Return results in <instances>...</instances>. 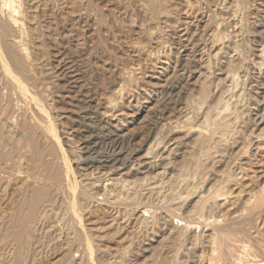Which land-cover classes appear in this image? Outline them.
Listing matches in <instances>:
<instances>
[{"label":"rangeland","instance_id":"rangeland-1","mask_svg":"<svg viewBox=\"0 0 264 264\" xmlns=\"http://www.w3.org/2000/svg\"><path fill=\"white\" fill-rule=\"evenodd\" d=\"M72 1L73 0H51L50 3H48L47 9L44 12H41L39 15L41 17L39 18V22L41 25L40 35L41 37H43L41 38V43L37 45L33 44V46L30 45L31 43L29 44V42L26 44H29L28 52L30 55H32L33 57L32 60L34 61L36 59L34 62L36 63L35 78H37V80L39 79L38 81L43 82L44 85L49 87V90L52 89L50 91V96H51L50 102L52 101L51 102L52 104L50 103L51 104L50 106H52L53 108L49 107V104H47L48 102L45 101L41 93L38 94L39 91L35 89V87L32 85L33 83L28 82V85L29 83H31L29 85V87L31 86L30 92L34 96L37 95L36 100H38V103L41 102L40 104H42L41 105L42 107L43 106L46 107L45 109L48 111L47 112L48 114L46 113L47 119H49L48 115L50 114L49 116L50 119L53 121L52 124L54 126L55 132L60 138L59 141L63 145V148L66 151L65 153H67L66 155L68 158L69 166L73 169L75 177L78 180V184L85 183L88 184L86 185L88 187L89 184H91V182L93 184L103 183L101 185H104L106 183V180H109V178H111L110 171H113L118 167L125 171H133L135 168H138V166L141 165L142 163L144 164V162L147 161L146 157L148 155L150 145H153L155 143L158 144L159 138L160 139L162 138L159 135L160 132L159 130L161 128V125L164 124V121L166 123V121L172 118L173 115L177 117L178 113L184 111L185 107L188 108L189 106H191L190 104H192V107L194 104L196 106L195 108H197L198 106L201 107L202 104L201 103L199 104L197 102L200 98L201 86L205 82L204 79L207 78L206 74L207 75L209 74L211 76L210 79H211L212 88L209 94L210 97L208 96V101H207L208 105L214 101L213 99L215 97L217 98L219 97L221 98V100L224 99V101L228 100L229 98V100H231L230 102L234 104L232 105L230 103L231 107H233L232 112L234 113V117L236 115L235 118L240 119L237 120L235 129L237 131L240 130V133H242V137L249 133L248 134L249 137L248 135H246L247 137L243 138L245 141L243 143L244 144L246 143V145L249 148V149L247 148L248 153L246 152L242 153L243 152L242 150L244 149H240L241 147L239 148V150L241 151L237 150V152L233 153L234 156L232 155L230 157V161H227L228 162L226 163L227 166L225 164L224 167L220 169L223 170L222 171L223 173L220 174H224L226 180L221 181L222 179H219L220 182H222L221 183L222 185L218 184L220 183L219 181L218 182L214 181L215 184L211 182L213 184L212 185L210 183V185H212L211 187L213 190V192L211 191V193L213 194L211 193L210 195L209 193L206 194L207 196L209 195V197L212 195L214 196V192L216 190L218 191L219 189L218 187H220V192H221V186L222 187L224 186L226 191L229 189L227 191L228 195L226 196L228 200L222 198H221L222 200L219 199L215 206L217 207V209H215V207L213 209V211L215 210L216 212L209 213V214L214 213L216 215L215 217L216 218L218 217V220L220 221L224 220L226 217L229 218L231 214H233L235 211H237L240 208V205L242 204L241 202L246 200V197L254 193V191L258 190L261 183L263 184L264 182V138L261 139L259 138L258 139L259 142L258 140L254 141L252 145L250 144L249 141L250 138L252 139L251 136L255 137L257 136V134L263 133V129L261 128L264 127V120L262 124H260L259 126L257 124V127L255 129L253 127H255L256 124L255 125L254 123L251 124V120H249L252 119V115H253L252 105L250 107V104H252L251 99H253L252 82L250 81L252 80V77L250 75L251 72L248 70L247 71L248 75L246 77L243 76L244 74L242 73L240 74V78H241L240 84L242 83V85H240L237 89L233 90L235 91L233 93L234 95L232 94V96H230L229 95L230 93L226 92V90H225V94H223L224 91L221 92L220 91L221 89L218 90V87H216L218 86V83H220L218 80L222 78L221 72L219 70V65H217L218 61L212 57L208 58L207 53H209V51L207 47V42L209 41L210 36L208 37L209 34L206 31H204L205 27H203V25L202 27L200 26V28L202 29L200 30L199 28L198 30L199 32L197 31L198 34L195 35L194 38L195 44L193 42V45L191 47L194 51L191 48H189L191 45H189L188 47L187 44H185L182 41L181 38L182 31L166 29L164 32L165 33L164 35L166 36V41L169 43L168 44L169 46L171 45L170 46L171 49L174 47L173 48L174 56L172 55L173 57L171 59V62H169L170 68L167 77L168 83L166 82V85L168 87L164 91L158 90L157 92L153 93L150 96L149 100H146L144 99L145 97L143 94L144 92H146L147 89H148L147 91H150L151 89L149 88L150 85L147 84L148 82L147 80H149V76L153 71L151 70L153 69V66H151L150 64H148L149 65L148 66L147 63H145L140 58L139 54L134 50H132L133 44H137L136 42H138L136 41L138 39L134 30L135 26L138 24L139 25L145 24V17L140 11V7L145 3V0H84V1L82 0L83 6L81 5L82 6L81 9H78L80 13L77 11L76 14L75 13L73 14L71 10ZM184 1L187 0L173 1L175 2L176 5L175 6L176 10L174 9V12L176 16L180 19V21H183L186 16L189 17V15L185 14L186 9L184 6L185 3L183 4ZM251 1L252 2H249L248 5L250 6V9H253L254 6L257 4L258 0L257 1L251 0ZM79 2H81V0H79ZM221 2H222L221 0L220 1L208 0L207 1L208 5L202 4L205 6L201 7L199 3H198L199 5L197 4V1L189 0V3H192L191 5L193 6V7L191 6L192 8L190 7L191 11L192 12L194 11V13L192 14H195L196 16L198 15L197 17L203 16L204 18L206 15L211 14L210 12L211 8L212 11L217 6L216 4H220ZM251 6L253 7L251 8ZM252 13L253 11H250L249 13L244 11L239 14V16L240 17L242 16L241 18H243L244 21L248 24L246 25L249 28L247 26H243V27L237 26L233 28V30H230V32L231 31L232 33L235 32L233 34H235L237 38L240 56L244 59L248 58L247 61L250 64H255L258 61L256 57L257 50L258 51L261 49L264 50V33H259L258 35L257 34L258 30L256 29V27H252L255 25L256 23L255 21L257 20L255 14ZM192 14L190 16H192ZM211 15H215L216 16L215 18L218 21L221 18H225L223 17L224 15L222 16L220 14L212 13ZM188 19H192V18L189 17ZM221 29L223 31H221ZM220 31H221V35L223 33L224 34L228 33V31L227 32L224 31L223 27H220ZM224 34L222 36H225ZM193 47L196 49V51ZM199 49L202 51H200ZM202 52H205L204 57H202ZM239 61L240 60L238 59L236 63H238ZM137 66L141 69L143 68L142 79L139 80L140 83L138 82L137 86H134L133 90H131V94L129 95V100L127 101V103L124 104V106L121 107V110L117 112L118 114L116 113L115 114L116 116L114 118L112 117L110 120L104 119V116L102 117V114H104L103 113L104 107L102 106L103 105L102 100L107 96H108L107 98H109L112 94H114V92L118 88L121 87V85L123 84L121 79V74L125 69L127 70L130 67H137ZM163 66L166 68V63L163 62L162 64L157 63L155 65V68L163 69L164 68ZM206 66L210 68L208 73L207 71H205ZM219 98L218 100H220ZM129 101L130 103L128 104ZM217 102L215 101L214 103L216 104ZM38 103L36 101L27 102V104H25V108L26 107L29 108L26 110L29 116L32 115V117H36L34 119H37L38 118L37 116L39 115L38 119L40 120L41 114H39L40 112L37 109L38 107H36ZM130 104L133 105V107L131 106L132 108L130 107ZM136 104H138L137 105L138 109L134 108ZM235 106L238 107L235 109ZM190 109L194 111L193 108L190 107ZM28 110H30L32 114H30L31 112ZM35 111L38 112V114ZM17 113L18 112H16V115L19 114ZM262 113L264 114V107L263 109L261 108L260 110L261 116H263ZM33 114L35 115L33 116ZM16 115L15 113L13 114L12 112L9 111L8 114H6V116L4 117L5 119H7L9 116V118L7 120L3 119L1 123L2 129L0 130L4 133L5 135L4 137H7L12 141L11 143L12 147L16 146L20 148L22 146V148L25 149L23 150L25 153L22 150L21 153L22 154L24 153L27 156L22 154L21 155L22 158L23 156H25V158L27 159L26 162L24 161V158L20 160L21 156L19 155V159L18 158L17 159L19 160V162L24 161L23 162L24 164L19 163L20 164L19 165L17 164L18 161H16L15 162L16 164L14 165V162H12L13 163L12 168L16 166L15 170L13 168L12 170L8 171L9 168L2 167V169H4L3 172H5V175L2 172L3 173L2 175H4L5 178V182L8 181L9 183L6 182L2 186V189L0 187V232L4 234L2 235L0 233V238L2 240V241L0 240V264H88L87 260H89L90 257L89 256L90 254H88L89 252L86 251L87 248L86 244L88 243L91 244L90 252H92L91 258L93 264H129V263L130 264L131 263L132 264H175L177 262L178 264L180 263L208 264V261L211 257L210 254H212V249H211L212 244L210 239V233L209 232L205 233L206 230L204 229H202L203 232L200 231L201 233L200 232L199 234L197 233L198 234L197 238L196 235H194L196 239L193 236L192 237L190 236L191 238L184 235L182 236L181 234H178L172 230L163 233L165 237H163V234L161 233V236L166 239L157 238L158 243L160 244L158 243L154 244L153 248L155 250L151 248L150 252L144 255L145 257L136 259L137 256L136 254H138L139 252L138 251L139 249L137 247H139L140 244L143 245V243L145 244L146 242H148V238L152 236L151 234L153 231V223L158 217V215L155 214L153 215L154 218L152 217L151 219L148 220L146 219L147 220L146 221L144 218H142V216H140L142 208L147 206L150 208L151 206L152 207L156 206L158 204V201L156 200V196H150V192L148 190H146L145 188H140L139 186L133 187L130 190V193L128 192L130 195L127 194V196L129 195L128 198H124V200L126 201H128L131 198V200H129L130 203L127 202L129 204V212L125 213V215L118 210H114V211L109 210L107 211L108 213L103 212L100 213L99 215L98 213L96 214L95 212L92 213L93 215H91L92 210L90 209L92 206L91 207L89 205L87 206V204L84 203L81 204L82 206H80L81 207L80 212L83 218V219L81 218L82 226L84 228L87 227L86 230L88 231V232L85 231L84 241H80L79 239H77L80 237L79 235H77V229L76 230L73 229L75 227L70 220L64 218L62 220V217L67 215L66 213L64 214L63 211H61L64 210V206L63 209H61L62 205L60 202H57L59 205L57 203H54L55 205L53 204V206L55 208L51 206L54 209L49 207V209H51L50 211H48L47 213L43 211L46 214V216H44L43 218L42 217L43 214H41V216L39 217H42L43 219L38 217L37 220L32 224L31 230L33 229L34 231L32 230V233L30 232V238H29L30 243L28 241L26 247L24 246V248L20 250L19 253L20 255L18 254L17 255L18 257L16 256L15 259L14 255L16 251L14 250L16 249L14 243H12L10 241L11 239H9L12 231L9 232V230H5V227L7 226V225L5 226V223L7 224L9 217L11 218V216L13 215L18 200L21 197L20 192L16 189L19 187L18 183L21 179L19 176L20 174L21 177H24L27 173L32 174L33 169L31 168H34V171H36L35 169L37 168L36 163H38L40 167L38 168L41 171L37 169L36 171L37 174L36 172H33V175L28 174L27 176L29 175L32 177L34 176V179H36L37 184H42L41 185L42 188L46 183V182L44 183V181L47 182L48 180L51 181L50 180L51 177H48L47 175L48 173L45 174V172L47 171V169L45 170V167L47 166L46 161L41 160V154H40V160L42 161L41 163L42 165H41L39 164L41 162L38 159L39 156H37L36 158V155H38L40 152L37 151L38 153L33 155L34 152L31 149L29 140H27L28 138H26L25 140L26 136H24L25 134H23L24 131L21 127L22 121L20 120V118L18 120V117H20L21 115L17 116L16 119L13 118V116ZM14 120H16V123L18 121L21 122L15 124V122H13ZM18 124L19 126H17ZM195 124H197V122ZM196 126H198V124ZM245 131H247V133ZM252 131L254 133L250 136ZM41 134H42L41 131H38V136H37L38 141L36 142L37 143L36 146L38 147L37 150L46 151L44 150L46 149V145L44 140H41L42 137L40 136ZM180 134L181 133L175 134V136L177 138L178 137L180 138V136H182V134L181 135ZM175 136H173L172 138L176 139ZM245 139H247V141ZM160 141L161 140H159V142ZM21 142L24 144V146L23 144H20ZM25 142L27 146L25 145ZM215 146H216L215 144L212 146L215 151L214 150L212 151L211 156H209L207 160L205 158L204 160H202V162L204 161L203 164L206 165V166L203 165L205 166L204 167L205 170L206 167L210 169V165L211 167L213 166L212 162L217 157V152H216L217 150L215 149ZM27 147H29L30 150ZM9 148L10 147H8V149ZM8 149L5 150L9 151ZM5 150L3 152H5ZM161 151L162 149L160 150V152ZM213 152L215 153V155H212L214 154ZM238 152H241L239 154L240 158L239 155L236 156ZM196 153L199 154L200 152L197 151ZM17 154L19 153L17 152L16 156ZM199 156L200 155L196 157ZM27 160L28 161L33 160V162L29 163L30 161L28 162ZM157 160L158 159L156 158L155 161ZM43 162H45V166ZM208 162L209 163L211 162V164L209 165ZM33 163H35V165ZM32 164L34 165V167H31ZM27 166H30L31 168ZM42 166H44V169ZM21 167L24 168V170ZM18 168L21 170V171L19 170L20 172L18 171ZM26 168H30L29 170L27 169V173L25 170ZM22 170L23 172L25 171L24 174ZM30 170L32 171L30 172ZM43 170H45L44 171L45 175L43 173L41 175V172H43ZM186 172L184 171V174L180 175L181 172L179 171V173L177 172L178 174L177 176H175L176 173L175 175L173 174L175 178L174 182L173 181L171 183L169 182L167 183L168 185L164 184L165 188L170 186L169 188L165 189V191L167 190L166 193H170L172 190V192L176 193L175 195L177 196L180 195L184 197V199L187 196L190 197V193L193 192L195 189H198L200 192L204 190L207 193V191L204 188H202V185L200 184L196 185L199 182L192 183L195 180L191 181V183L189 182L190 185L187 182L186 183L188 185L184 184L185 182L183 181H185L184 179H186L184 177V175L186 176ZM22 174L24 176H22ZM34 174H36L37 176ZM85 174L87 176L88 175L90 176V177L88 176L89 179L88 177L85 176ZM0 176H1V171H0ZM37 177H39L40 179ZM45 178H49V179H45ZM138 178L139 181L144 179V178L142 179L141 176L134 177L135 180L133 178L132 179L134 181H138ZM132 179L131 181H133ZM39 180L41 182L43 181L44 184L41 183ZM36 182L34 186L37 185ZM164 182H167V178ZM191 184L193 185V188H191L192 187ZM215 185L217 186L215 187L216 189L213 188V186ZM38 186H39L38 189H40V185ZM189 186L190 189L188 188ZM196 186L200 187V189L198 187L196 188ZM109 188H107L108 191L112 190L111 188L110 189ZM34 189H36V186L34 187ZM117 189L119 188L117 187L113 188V192L112 191L110 192L115 195L117 194V192L119 193V190ZM225 190L224 192L226 193ZM204 191H202V193L205 194ZM122 193H120L121 196L123 195ZM135 195H136L135 199H137L138 204H135L137 203L136 200L135 203L133 202ZM70 196L71 194L68 195L69 198L68 197L66 198L70 199ZM71 199H73V197ZM170 200L168 199V201L167 200L166 201L170 202ZM84 205H86V207ZM183 206L184 207H182V209L183 208L184 209L182 211L185 212L186 211L185 204ZM119 212L122 214H120ZM59 214L60 216H62L61 219L58 217ZM68 215L65 216V218H67ZM112 215L115 216L113 217ZM116 216L118 218H116ZM227 218L225 220H227ZM64 220L65 222H63ZM261 222L262 223H259L260 226L257 225V228H255L256 233L259 232L258 235L254 231L253 235H251L252 234L251 232L250 234H247L248 236H245L248 238L250 235L251 238L249 239L244 238L247 240V241L244 240L245 243L247 242V245L252 246L253 250L256 251L258 250L257 252L259 254L256 253V255L258 257L257 260L260 262L264 260V249H263L264 227L261 225V224L264 225V221ZM66 223L70 228L68 227H67L68 229L66 228L67 226ZM7 227L9 228V226ZM94 227H97L99 229ZM1 228L4 229L6 232ZM72 230L73 232L76 231L75 232L76 234L74 236L72 235L73 234V232H71ZM86 233H87V238H86ZM200 234L202 236H200ZM178 235H180L183 238H179ZM71 239L72 241L74 239V241L72 242ZM75 239L79 240V242H77V240ZM159 240L162 241L159 242ZM194 241H197V245H198V249L196 250V252H192L191 249L192 242ZM182 244L184 248H180L181 246L178 247V245H182ZM185 245L188 247H186ZM189 246H191V248ZM183 249H187L186 250L187 252ZM188 249H190L191 251ZM181 251L183 252V254ZM201 255H203L204 257H202ZM249 255L250 254L247 253L245 254L246 257L245 259L243 258V260H247V262L244 261L245 262L244 264L248 263L249 259H251L249 260V264H256L255 262L252 261L253 257ZM14 260L16 262H14ZM261 264H264V261Z\"/></svg>","mask_w":264,"mask_h":264},{"label":"bare ground","instance_id":"bare-ground-1","mask_svg":"<svg viewBox=\"0 0 264 264\" xmlns=\"http://www.w3.org/2000/svg\"><path fill=\"white\" fill-rule=\"evenodd\" d=\"M50 1L51 0H0V129H2L1 123H2L3 119H5L4 117L6 116V114H8L9 111L12 112L13 114L15 113V115H16V112H18L19 114L17 113L18 115L13 116V118L16 119L17 116L21 115L20 117H18V120L20 118V120L22 121V122L21 121L20 122H21V127L24 131L23 134H25L24 136H26L25 140H26V138H28L27 140H29V144L31 146V149L34 152L33 155L40 152L38 155H36V158H37V156H39L38 159L40 160V154H41V160L46 161V164L48 166V167L46 166L47 168L45 167V170L47 169L45 174L48 173L47 174L48 177H51V179H50L51 181H49V180H48V182L44 181V183L45 182L46 183H45L44 187L42 188V186H41L42 184H37L36 179H34V176L33 177L30 175L27 176L28 174H31V173H27V169L29 170L31 167H34L36 162L33 163L34 165L32 164V166L30 165L31 167L27 166L30 168L25 169L26 173H27V174L25 173L26 174L25 176L23 175L25 172V171L23 172L24 168H22L23 166L21 167L23 169L22 170V172H23L22 176H24V177H21V174L19 173L20 174L19 177L21 179L18 183L19 187L16 188L20 192L21 197L18 200L15 211L13 210L14 211L13 215L11 216V218L9 217L7 224L5 223V226L6 225L9 226V228L6 226L5 230H9V232L12 231L10 234L11 236L9 235L10 236L9 239H11L10 241L12 243H14V246L16 249V250H14V251H16L14 258L16 259V256L20 253V250L23 249L24 246L26 247V245L29 241V238H30V232L32 233V230H33V229L31 230L32 224L37 220V218L39 216H41V214H43L42 217L44 218V216H46L45 213H47L48 211L51 210V209H49V207L53 206L54 203L60 202L62 205V208L60 207L61 209H63V206H64V210H61V211H63L64 214L65 213L67 215L69 214L68 215L69 219H68V217L65 218V216H67V215H65V216L63 215L64 217H62L59 214L58 217L60 219L62 217V220H63V218L70 220L74 224L75 228H73V229H75V230L77 229V235H79V237H80L77 239H79L80 241H84L85 240L84 235H85V231H87L86 230L87 227L84 228L82 226V222H81L82 216H81V212H80V210H81L80 206H82L81 204L84 203V204H87V206L88 205L90 207L92 206L90 209V210H92L91 215H93L92 213H95V212H96V214L98 213V215H99L100 213H103V212L105 213L109 210H111V211L112 210L113 211L118 210L125 215V213L129 212V204L128 203H130L129 200H131V198L128 201L124 200V198H128V196L130 195L129 194L130 190L133 187L139 186L140 188H145L146 190H148L150 192V196H156V200L158 201V204L156 206H153V207L151 206V208L148 206L142 208L140 216H142V218H144L145 220L151 219L153 217V215H155V214H157L158 217L155 220V222L153 223V231H152V234L150 233L152 236L150 238H148V242H146L145 244L143 243V245L140 244L139 247H137L139 249L138 250L139 252L137 251L138 254H136L137 255L136 259L145 257L144 255L147 254L148 252H150V249L154 247V244L158 243L157 238L161 239V238L165 237L163 233H165L166 231L172 230L178 234H181L182 236L184 235L187 237H190V236L194 237V235H196V238H197L199 232L202 231V229H204V230H206L205 233L206 232L210 233V239H211V244H212V246H211L212 247L211 248L212 254H210L211 257H210L209 261L207 259L208 264H244L245 263L244 261L247 262V260H243V258L245 259V257H246L245 256L246 253L250 254L251 257H253L252 261L255 262L256 264L263 263L264 260L261 262L257 260L258 257L256 255V253H258L257 252L258 250L257 251L253 250L252 246L247 245V242L245 243V241H244L246 239H244V238H247L245 236H248L247 234H250L251 232H252L251 235H253L254 231L256 233L255 228H257V225L260 226L259 223H262L261 221H264V182H263V184L261 183L258 190L254 191V193L247 196L246 200L243 199L244 201L241 202L242 204L240 205V208L237 211H235L233 214H231V216L229 215L230 216L229 218L226 217L227 220H225L226 219L225 218L224 220L220 221V220H218V217L217 218L215 217L216 215L214 213L209 214L211 212H216L215 210L213 211V209L216 206V203L219 199L220 200L227 199L226 198V196L228 195L227 191L229 190L228 189L226 191L224 186L223 187L221 186V192H220V187H218L219 189L218 188L217 189H218L219 193L216 190L217 192L216 191H215L216 193L214 192V196L212 195L209 197L211 191L213 192L211 186L213 184H215L214 181L220 182L219 179H222L221 181L226 180V177L224 176V174H220V173H223L222 172L223 170H220V169H222L224 167V165L226 163H228L227 161H230V157L233 155V153L237 152V150H239L240 147H241L240 149H244V150H242L243 151L242 153H245V152L248 153V151H247L248 146L246 145V143L245 144L243 143V142H245L243 138L244 137L246 138L247 137L246 135L249 134V133L246 135L243 134L245 136L242 137V133H240V130L237 131L235 129V125L237 124V120H240V119L235 118L236 115L234 117V113L232 112L233 107H231L232 103L230 102L231 100H229V98H228V100L224 101L223 98H225V97L222 98L223 100H221V98H219V97L218 98L220 100H218V98L215 97L213 99L214 101L208 105V102H207L208 96H209V94L211 92V88H212L211 87V79H210L211 76L209 74L208 75L206 74L207 78L204 79L205 82L201 86L200 98L197 102L199 104L200 103L202 104L201 107L198 106L197 108H195L196 106L194 104H193V107H192V104H190L191 106H189V107L187 106L188 108L185 107V110L182 111L181 113H178L177 117L173 115V117L170 118L168 121H166V123L164 121V124L161 125V128L159 130L160 131L159 135L162 137L161 139L159 138V140H161V141L159 142V140L157 139L158 144L152 143L153 145H150V149H149L148 155L146 157L147 161H145L144 164L142 163L141 165L138 166V168H135L133 171H125L119 167L114 169V170L112 169L113 171H110L111 178H109V180L105 179L106 183L104 185H101L103 183L93 184L91 182V184H89V187H90V189H89V187L86 186L88 184H85V183L78 184V180L75 177L74 171L69 166L68 158L66 155L67 153H65L66 151L64 150L63 145L59 141L60 138L58 137L57 133L55 132L54 126L52 124L53 121L50 119V116H49L50 114L48 115L49 119H47L46 113L48 111L45 109L46 107H44V106L42 107L41 106L42 104H40L41 102L38 103V100H36L37 95L34 96L30 92L31 86L29 87V85L31 83H33L32 85L35 87V89H37L39 91L38 94L41 93L43 95L45 101L48 102L47 104H49V107H52V106H50L52 104L51 103L52 101L50 102V100H51L50 91L52 89L49 90V87L44 85L43 82L38 81L39 79L37 80V78H35V76H36V74H35L36 63H34V62L36 59L33 61L32 55H30L28 52V49H29L28 45L30 43H31L30 45H32V46H33V44L37 45V44L41 43V38H43V37H41V35H40L41 34L40 33V26L41 25L39 22V18H41V17L39 15L41 12H44L47 9L48 3H50ZM83 1L81 0V2H79V0H73L71 2V4H72L71 10H72L73 14L74 13L76 14L78 9H81V7L83 6V3H82ZM173 1L172 0H145V3L140 7V11L143 14V16L145 17V24L144 25L138 24L136 26L134 25L135 26V29H134L135 34L137 35V39H138L136 41H138V42H136L137 44H133L132 50L137 52L139 54L140 58L145 63H147V65L150 64L151 66H153V69H151L153 71H152L151 75L149 76V80H147L148 81L147 84L150 85L149 88H151V89H150V91H147L148 90L147 89L146 92H144V94H143L145 97L144 99L149 100L150 96L153 93L157 92L158 90L164 91L168 87L166 85V82L168 83L167 77H168V74H169L168 71L170 68L169 62H171V59L174 56V54H173L174 53L173 52L174 47L171 49L170 48L171 45L170 46L168 45L169 43L166 41V36L164 35L165 30L166 29H172V30L182 31V35H181L182 41L185 44H187L188 47H189V45H191L189 47V48H191L193 45V42H194L195 35L198 34V32H199L198 30H199L200 26L202 27V25H203V27H205L204 31H206L209 34L208 37L210 36V39L207 42V47H208V51H209V53H207L208 58L212 57L218 61L217 65H219V70L221 72L222 78H220L219 80L217 79L220 82V83H218V86H216V87H218V90L221 89L220 90L221 92L224 91L223 94H225V90H226V92L230 93L229 95L232 96V94L235 92L233 90L237 89L240 85H242V83L240 84V81H241L240 80L241 79L240 74L242 73V74H244L243 76L246 77L248 75L247 71L249 70L251 72L250 75L252 77V80H250V81L252 82V89H253L252 98L253 99H251L252 104H250V107L252 105L253 115H252V119H249V120H251V124H253V123H254V125L256 124V126L253 127L255 129L257 127V124L259 126L260 124H262V122L264 120L263 119L264 114L262 113L263 116L260 115V110H261V108L263 109V107H264V70H263V68H264V50H262V49L259 51L257 50L256 57H257L258 61L255 64H250L247 61L248 58L244 59L240 56L237 38H236L235 34H233L235 32L232 33V31L230 32V30H233V28H235L237 26H240V27L241 26L242 27L247 26L248 24L244 21L243 18H241L242 16L241 17L239 16V14L244 12V11H246L248 13L250 11H253L255 16L257 17L256 18L257 20L255 21L256 22L255 25L252 27H256V29L258 30V33H257L258 35H259V33H264V0H258V1L256 0L257 4L255 3L256 5L254 6L253 9H250V6L248 5L249 2H252L251 0H221L222 2L220 4H216L217 6L214 8L215 10L213 9L211 11L212 8L211 9L209 8L211 14L215 13V14H220L222 16L224 15L223 17H225V18H221V19L218 18L219 21L215 18L216 17L215 15H211L208 13H206L208 15H206L205 18L203 16L197 17L198 15L196 16L195 14H192V13H194V11L192 12L190 9V7L192 6L191 5L192 3H189V0L184 1L183 4L185 3L184 4L185 9H186L185 14L189 15V17L192 19H188L189 17L186 16L188 18L185 17L183 21H180V19L176 16V14L174 12V9L176 10V8H175L176 5H175V2H173ZM195 1H197V4L199 3L201 5V7L202 6L204 7L205 5H202V4H207L208 0H195ZM88 4H90V3H88ZM179 4H182V3H179ZM252 7L253 6H251V8ZM191 14H192V16H190ZM47 17H49V16H47ZM220 27H223L225 32L228 31L227 34L226 33L224 34L222 32L225 36H222L223 34L221 35V31H223V30L221 29V31H220ZM43 29H42V31H43ZM201 29L202 28H200V30ZM254 31H255V29H254ZM44 34H45V32H44ZM255 34H256V32H255ZM28 42H29V44H26ZM194 44H195V42H194ZM182 45H183V43H182ZM184 47H185V45H184ZM184 51H185V49H184ZM195 51H196V49H195ZM200 51H202V50H200ZM204 56H205V52H202V57H204ZM238 59L240 61L238 63H236ZM162 62L166 63V68L163 66L165 69L164 68L163 69L162 68L156 69L155 65L157 63L162 64ZM205 69H206L205 71H207V73H208L210 68L208 66H206ZM142 70H143V68L141 69L138 66L137 67H130L129 69H127V70L125 69L124 71L122 70L123 73L121 74V79H122L123 84L121 83L122 84L121 87L118 88L114 92V94H112L109 98H107L108 97L107 96L106 98H104L102 100V104H103L102 106L104 107V110H103L104 114H102V117L104 116V119L110 120L112 117L114 118L116 116L115 114L121 110V107L124 106L125 103H127V101L129 100V95L131 94V90H133L134 86H137L139 80L142 79ZM40 80H42V79H40ZM28 82H31V83H29V85H28ZM43 97H42V99H43ZM131 100H132V98H131ZM31 101H33V102L36 101L38 103L36 107H38L37 109L40 112L39 114H41L40 120L38 119L39 115L37 116L38 117L37 119H34L36 117H32V115L29 116L28 112L26 111L29 108H27V107L25 108V104H27V102H31ZM215 101L216 102L218 101V102L215 104L214 103ZM43 102H44V100H43ZM190 102H191V100H190ZM129 103H130V101L128 102V104ZM131 103H132V101H131ZM128 104H126V105H128ZM138 104H136L134 106L135 109H138V107H137ZM232 105H234V104H232ZM131 106L133 107V105L130 104V107ZM29 107H31V106H29ZM190 107L193 108L194 111H192L190 109ZM237 107L238 106H235V109ZM250 107H248V108H250ZM28 111H30V110H28ZM36 113L38 114V112H36ZM30 114H32V112ZM34 115L35 114H33V116ZM249 115H251V114H249ZM245 116H246V114H245ZM11 117H12V115H11ZM237 117H238V115H237ZM8 118H9V116H8ZM7 119H5V120H7ZM13 122H15V124H17L19 121L16 123V120H14ZM196 122H197L198 126H196L197 125V124H195ZM17 126H19V124ZM251 128H252V126H251ZM18 129H19V127H18ZM261 129H263V133H259L255 137L251 136L254 133L253 131L250 134L252 139L250 138V140L249 139L248 140L250 141L251 145L254 143V141H257L259 138L260 139L264 138V127ZM21 130H19V131H21ZM38 131H41V133H42L40 136H42L41 140H44V142H45L46 149H44L45 146L43 147V149L46 151L37 150L38 147L36 146L37 145L36 142L38 141V139H37ZM237 132H239L241 135ZM245 132L247 133V131H245ZM248 132H249V130H248ZM261 132H262V130H261ZM178 133L182 134V136H180V138L179 137L177 138L175 136V134H178ZM4 136H5L4 133L0 130V169H2V167H3V168H9L8 171L12 170L13 168L15 170L16 166L12 168V166H13L12 162H14V165L16 164L15 163L16 161H18L17 164H19V163L24 164L23 162L24 161L26 162L27 158H25V156H27V155L24 154L25 152L23 150H25V149H23L22 146L20 147L22 149H20L16 146L12 147V145H11L12 141L10 139H8L7 137H4ZM173 136H175L176 139L172 138ZM248 137H249V135H248ZM39 139H40V137H39ZM245 140L247 141V139H245ZM258 142H259V140H258ZM20 144H23V143L21 142ZM214 144L216 145L215 149L217 150L216 151L217 157L213 160V162H212L213 166L212 167L210 165L211 162L210 163L208 162L210 165V169H208L206 167V170H205L204 167L206 165L203 164L204 161L202 162V160H204V158L207 160V158H209V156H211V153L214 150V148L212 147ZM250 144H248V145H250ZM14 145H16V144H14ZM25 145H26V142H25ZM23 146H24V144H23ZM8 147H10V148L8 149ZM16 148H18V149H16ZM27 148H29V147H27ZM5 149H8L9 151H7ZM161 149H162V151L160 152ZM4 150H5V152H3ZM21 150L24 152L23 154L21 153L22 152ZM29 150H30V148H29ZM197 151L200 153L199 154L196 153ZM239 151H241V150H239ZM17 152L19 154H17V156H16ZM240 153L241 152H238L236 154V156L239 155ZM21 154L25 155V156H23L24 161L19 162V160H18L19 155L21 156L20 160L23 159ZM26 154H29V153H26ZM197 154L200 156L196 157V156H198ZM212 155H215V153ZM15 158L16 159L18 158V159L16 160ZM31 158H32V155H31ZM91 158H92V156H91ZM156 158L158 159L157 161H155ZM213 158H214V156H213ZM239 158H240V155H239ZM38 159H37V161H38ZM33 160H34V158H33ZM33 160L32 161L29 160L30 162L28 160L27 161L29 163H32ZM42 161L39 164H41ZM36 164H37L36 165L37 168H35V169L37 171V169H39L40 167H39L38 163H36ZM43 164L45 166V162H43ZM27 165H29V164H27ZM203 165H205V166H203ZM44 166H42L43 169H44ZM226 166H227V164H226ZM10 167H11V169H10ZM31 169H33V172H36V171H34V168H31ZM3 170L4 169L0 170L1 171V176H0V187H1V189H2V186L6 182H8V181L5 182V178H4L5 172H3ZM19 170L20 169L18 168V171ZM45 170H43V172H41V175H42V173L44 174ZM5 171H6V169H5ZM31 171L32 170H30V172ZM179 171L181 172L180 175L184 174V171L185 172L189 171V172H186V176L184 175V177L186 179H184V177H183V179L185 180V181H183V182H185L184 184H187V183L189 184V182L191 183V181L195 180L192 183L199 182L196 185H198V184L202 185V188H204L207 191V193L204 190H202V191H204L205 194L202 193V191L200 192L198 189H195L193 192L190 193V197L189 196L185 197L186 201H185L184 197H182L180 195L179 196L175 195L176 193L172 192V190H171V192L169 191L170 193H166L167 190L165 191V189L169 188L170 186L165 188L164 184L168 185L167 183H169V182L171 183L172 181L174 182L175 178H174L173 174L175 175V173H176L175 176H177L178 175L177 172L179 173ZM182 171H183V173H182ZM2 172L4 173V175H2L3 174ZM33 172L31 175H33ZM36 174H37V172H36ZM36 174H34V175H36ZM205 175H206V177H205ZM85 176L88 177L89 175L87 176L85 174ZM140 176L142 177V179L143 178L144 179L139 181V178H138V181H134L135 180L134 177H140ZM226 176H228V175H226ZM89 177H88V179H89ZM37 178H39V177H37ZM166 178H167V182H164L166 180ZM229 178H230V176H229ZM45 179H49V178H45ZM131 179L133 181H131ZM37 181H38V179H37ZM35 182L37 184V185H35L36 189H34ZM211 182H213V184ZM41 183H43V181ZM210 183L212 185H210ZM221 183L222 182H220L218 184H221ZM223 184H226V183H223ZM38 185H40V189L42 188L41 190L38 189V187H39ZM109 187L112 190L108 191L107 188H109ZM116 187L119 188V189H117V190H119V193L117 192V194L114 195L110 191L113 192V188H116ZM139 187H138V189H139ZM197 187L198 186H196V188ZM215 187H217V186L216 185L213 186V188H215ZM188 188L190 189V186ZM191 188H193V185ZM198 188L200 189V187H198ZM222 188H224V189H222ZM224 190L226 191V193L224 192ZM122 192H124V193H122ZM120 193H122L123 195L121 196ZM208 193H209V195L207 196L206 194H208ZM70 194L73 197V199H71L72 198L71 196H70V199H68L69 198L68 195H70ZM127 194H129V195L127 196ZM187 194H189V193H187ZM211 194H213V193H211ZM131 196H133V195H131ZM185 196H186V194H185ZM66 197H68V198H66ZM122 197H123V199H122ZM135 198H136V195L133 199L134 203H135V200L137 202V199H135ZM168 199L169 200L171 199L172 201L170 200V202H167ZM183 203L185 204V207H186L185 212L182 211L184 209V208L182 209V207H184ZM135 204H138V202ZM58 205H56V206H58ZM84 206L86 207V205H84ZM54 208H52V209H54ZM47 209H49V210H47ZM132 209H133V207H132ZM215 209H217V207H215ZM43 211H45V213ZM64 211H66V212H64ZM122 213H120V214H122ZM218 214H219V212H218ZM42 217H39V218H42ZM116 218H118V217L116 216ZM116 218H114V219H116ZM63 222H65V220ZM66 225H67V223H66ZM70 225H71V223H70ZM147 225H148V223H147ZM261 225L264 227L263 224H261ZM67 227H68V225L66 226V228ZM68 228H70V227H68ZM94 228H97V227H94ZM97 229H99V228H97ZM2 230H4V229H2ZM257 231H259V230H257ZM71 232H73V230ZM75 232H73V234H72L73 236L76 234ZM7 233H8V231H7ZM161 233L163 234V237L161 236ZM258 233H256V234L258 235ZM2 235H4V234H2ZM178 236H179V238H183L180 235H178ZM200 236H202V235L200 234ZM187 237H185V238H187ZM86 238H87V233H86ZM249 238H251L250 235L247 239H249ZM77 239H75V240H77ZM88 239H89V237H88ZM163 239H166V238H163ZM198 239H200V238H198ZM0 240H1V238H0ZM79 240H77V242H79ZM71 241H72V239H71ZM73 241H74V239H73ZM161 241L159 240V242H161ZM90 242H91V239H90ZM249 242H251V241H249ZM249 242H248V244H249ZM29 243H30V241H29ZM74 243H76V242H74ZM179 243H180V241H179ZM88 244H86L87 248L85 247L86 251L89 252L88 254H90L89 255L90 257L88 256L89 260H87V261H88V264H93L92 258H91L92 252H90V245L91 244H89V245ZM158 244H160V243H158ZM183 244L178 245V247L181 246L180 248H184ZM191 246H192V248H191ZM191 246H189V247L192 249V252H196V250L198 249L197 241L192 242ZM186 247H188V246H186ZM91 248H92V246H91ZM183 250L186 251L187 249H183ZM188 250H190V249H188ZM93 251H95V250H93ZM182 254H183V252H182ZM201 256L204 257L203 255H201ZM249 260H251V259H249ZM249 260H248V263H246V264H249ZM14 262H16V261L14 260ZM175 264H178V262Z\"/></svg>","mask_w":264,"mask_h":264}]
</instances>
